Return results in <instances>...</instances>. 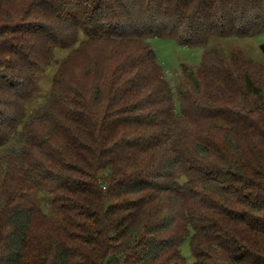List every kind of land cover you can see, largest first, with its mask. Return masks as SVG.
Instances as JSON below:
<instances>
[{
  "label": "trees",
  "instance_id": "trees-1",
  "mask_svg": "<svg viewBox=\"0 0 264 264\" xmlns=\"http://www.w3.org/2000/svg\"><path fill=\"white\" fill-rule=\"evenodd\" d=\"M261 33L264 0H0V146L19 144L0 152V264H264V64L204 54L178 115L148 42ZM69 46L58 106L28 119Z\"/></svg>",
  "mask_w": 264,
  "mask_h": 264
},
{
  "label": "rangeland",
  "instance_id": "rangeland-1",
  "mask_svg": "<svg viewBox=\"0 0 264 264\" xmlns=\"http://www.w3.org/2000/svg\"><path fill=\"white\" fill-rule=\"evenodd\" d=\"M75 7L77 6L75 5ZM85 37L84 31H81L79 42ZM148 42L155 51L157 60L163 67L165 76L172 86L175 110L178 115L183 114L185 110H188L187 113H197L198 104L190 100L182 101L181 96L185 93L192 96V91L190 90L191 81L187 75L192 71H194L195 75L197 74L204 60V54H209L204 63V68H208L213 61L217 64L220 60L226 65V62H228L234 52H241L246 58L264 64V52L261 49V44L264 43V33L242 38L213 35L206 43L201 45H184L171 37H151ZM73 47H55L50 63L38 70L34 90L26 103L25 113H27L28 119L40 110L45 113L53 112L56 104L53 101L58 98V93H60L59 88L55 85V80L59 75L60 69L63 68L62 62L69 56ZM211 50H216V52L213 54L210 52ZM71 71L72 65L68 63L62 73L69 75ZM205 79L203 76V82ZM211 84L212 92L221 88V82L219 81L215 82V87L213 86V81ZM56 106L58 105L56 104ZM14 145L19 146L18 137L10 138L6 144L0 146V152H4L7 148ZM33 200L44 211L51 209L52 197L46 188L42 186L36 188L33 191ZM182 250L188 262H192L193 256L188 240L182 246Z\"/></svg>",
  "mask_w": 264,
  "mask_h": 264
}]
</instances>
